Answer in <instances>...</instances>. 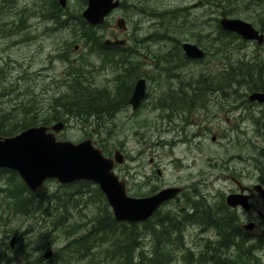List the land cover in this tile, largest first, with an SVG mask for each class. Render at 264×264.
<instances>
[{"label":"rangeland","instance_id":"rangeland-1","mask_svg":"<svg viewBox=\"0 0 264 264\" xmlns=\"http://www.w3.org/2000/svg\"><path fill=\"white\" fill-rule=\"evenodd\" d=\"M120 1V9L115 11L103 26L95 28V33L103 40L112 39L114 36L120 40L128 39L131 45L128 50H135L132 52L137 53L124 58L120 67L122 70L117 67L120 65L113 67L115 64H111L112 60L105 61L102 56L84 47L81 26H79L81 25L79 15L87 9L83 0H68V8L65 11L64 9L60 11L54 0L49 2L48 0H0V118L8 115L15 118L17 114L23 116V108H32L40 115H48L55 98L71 95L73 90L86 84L95 90L105 91L115 100L118 98V93L120 95L122 89L130 85L132 78H136L135 82L139 78H145L149 85L148 96L143 102L141 111L134 112L129 107L112 119L107 117L101 125L95 127L84 125L77 120L65 122L66 129L59 135V139L73 143L92 139L110 158L116 150H120L126 156L127 162L117 167L116 173L128 181L129 192L133 197L139 194H152L153 191L157 193L175 185L184 187L186 189L184 199L165 206L163 213L173 211L175 213L185 199L200 202L197 196L201 195L204 196L205 204L218 205L224 194L228 195L236 190L233 177L242 178L249 185L259 176L260 170L264 169V156L259 155L264 150V136H261L264 135V124L258 126L255 124L257 113L262 108L255 106L251 108V113L243 109L230 113L231 107L225 106L226 108L219 110V100L214 97L213 110L202 126V119L199 120L196 115L201 113H197L199 110L192 107L193 102L188 100L185 103L191 106L181 108V105L178 106L175 101L166 104L163 100L168 99L170 95H173L172 98H175L177 93L180 95V88L187 87L185 84L188 82L198 80L202 76L212 78L231 65L240 66V63L244 62L249 63L251 67V64L255 63L264 65V47L246 42L238 36L234 38L219 34V22L225 13L229 14L228 18L247 21L260 29L264 8L246 6L247 4L241 0ZM56 2L58 4V0ZM120 18L126 20L128 27L127 32L123 34L115 29ZM65 20H68V23H65ZM165 36L171 38L167 40ZM174 39L180 40L182 44L189 42L197 45L206 52V58L199 62L187 59L180 50L181 46ZM171 42H175V45H171ZM165 56L172 59L171 66L168 64L169 58ZM119 72L122 75L125 72L130 73L131 77L126 76L124 84L118 83L116 79ZM182 114L188 120L187 136L178 128L179 122L183 123ZM190 114L195 116L191 117ZM170 119L173 120L172 123H169ZM173 124L175 128H171ZM213 136H216V141L212 140ZM166 145L170 149H167ZM256 155L259 157L258 161L254 160ZM158 170L161 171V175L158 174ZM59 186L61 185L58 182H50L46 189L49 193H54ZM204 189L206 191H203ZM90 192L85 195L80 206L71 210L72 218L84 226V230L76 236L86 234L93 225L91 220L97 213L102 212L101 206H98V202L92 198L93 194ZM210 196L214 198L211 199ZM3 206L6 209V206ZM4 220L5 226L1 227L2 231L13 229L16 232L13 237L23 235V241L16 242L12 248L10 243L13 237L7 238L0 232V249L4 248L7 251V261L12 260L11 263L3 264H93L94 262V264L98 262V264H114L107 254L110 248V243L107 244L108 238H105L104 244L94 249L92 257H86L83 261L72 259L51 261L52 257L47 259L45 255L50 251L54 254L65 246L64 237L69 233L68 231L61 239H54L51 235L45 236L46 233H39V230L28 229L30 224L36 225L34 218L10 216ZM202 231L203 227L199 225L185 228L184 248L180 247L176 250V260L172 264H188L189 253L188 258L184 257L186 250L195 255L192 264H204V262L211 264L209 258L214 254L213 251L205 252L207 246L205 244L218 238L215 230L205 234ZM151 239L149 234L143 233V245L145 247L148 245V248L146 247L148 250L152 247ZM263 243H261L263 252L261 250L256 252V260H259V262L255 260L256 264H264ZM232 258L236 259L234 256ZM246 262L251 263L249 260Z\"/></svg>","mask_w":264,"mask_h":264},{"label":"trees","instance_id":"trees-1","mask_svg":"<svg viewBox=\"0 0 264 264\" xmlns=\"http://www.w3.org/2000/svg\"><path fill=\"white\" fill-rule=\"evenodd\" d=\"M83 1L87 4V0ZM54 2L59 9L60 7L56 0H54ZM241 2L246 3V6L255 5L254 8H264V0H251V2L250 0H241ZM223 16L226 17V14ZM227 17H229V15H227ZM261 18L262 22L259 28L264 34V16H261ZM80 26L85 48L88 46L87 48L91 49L90 51L102 56L105 61L112 60L115 66L122 64L126 57L125 53H123L124 49L119 47H105L103 38L97 36L94 27L88 26L83 20H81ZM219 34L237 38V35L225 33L221 28H219ZM178 44L181 45L182 43L178 42ZM226 60L228 59L226 58ZM168 64L170 66L172 65V59H168ZM240 64V66L231 65L228 69L226 67L212 78H205L202 76L198 80L188 82V84H185L187 87H183V89L182 87L180 88L181 94H176L175 103H178V106L181 105V108H187L190 107L191 104L186 105L187 103L185 102L190 100L193 102L194 106L192 107H194V109H203L206 107V101L202 103H198L197 101L204 100L206 95L208 98L213 89L217 90L218 85L223 84L221 90L226 93L225 98L227 94H231L233 98L235 96L241 99L240 105L248 107V103L250 104L248 100L250 93L264 92V65L262 63H255L252 65L250 62L252 65L251 67L249 63L244 62ZM119 73L120 78H118V76L116 82L118 81L124 84L125 80H122L123 75L121 72ZM135 80V77L132 78L130 85H127L126 89H122V93L115 100L112 95L106 94L104 91L95 90L89 86H81L73 90L71 95L62 96L58 99L55 98L54 105L50 108L48 115L45 114L47 116L38 114L37 111L32 108H23V116L17 114L15 118L10 115L0 118V136L12 137L31 127L50 126L60 121L68 122L77 120L87 126H99L104 119H107V117L108 119L114 118L120 108L123 109L127 106V101L134 88ZM32 110L33 114L31 115ZM104 148L106 147L104 146ZM89 191L93 194L92 198L98 202V206H101L102 212L97 213L93 220H91L93 225L86 234L76 236L77 233L84 230V226L72 218L71 210L81 205L85 195L89 193ZM153 193L155 192L153 191ZM0 194V232L5 237H13L16 233L13 229L7 232L1 229L5 222L4 219L10 216L25 217L27 219L34 218L36 225L30 224L28 229L34 231L39 230V233H46L45 236L51 235L54 239H61V237H64L65 232H69L65 235L66 237H64V240H66L65 246L53 254L51 261H57L59 259H63L62 261L66 259L83 261L86 257H92V255H94V249L99 247L100 244H104L105 238H108L107 244L110 243V248L107 254L110 255L114 264H172L176 260V248H184L183 237L185 228L191 226V224L199 225L200 221V227H203V229L206 227L211 228L216 230L219 235L220 233L224 236L226 235L225 240L232 241L235 237L233 233H229V230L223 227V224H225L224 221L216 222V217L220 219V216H223L225 219L228 218L229 221L230 214H227V212L223 211L220 207L217 209V207H212L210 203L205 204L201 196H198V199L201 200L200 202H195L192 199L188 200L189 209L186 212L181 214L175 212L172 214L170 212L163 213V211L160 210L148 224L130 225L116 222L105 196L100 189L92 183L82 182L73 185H62L59 186V189L54 193H49L46 189L44 195H39L31 192L16 173L9 170H0ZM140 195L143 196V194L136 196ZM3 205L6 206V209ZM175 215L178 216L176 217ZM206 216H208V218ZM191 221L193 222L191 223ZM37 225L38 229H36ZM143 233L149 234L152 239L154 238L152 240V247L149 250L143 245ZM17 238V241H23V235ZM181 242L183 244L180 245ZM225 245L227 246H225L227 252V250H229V244L226 243ZM240 245V243H236V246ZM260 247L259 245V249ZM170 248L173 252L169 250ZM242 248L243 245L240 250H238L240 254L239 256H235L236 258L238 257L235 260L234 258L222 260L223 257L215 253L213 259H211V264H245V257L250 261V252L254 251V246L252 245L245 250H242ZM2 249H0V264L4 262L11 263L12 260L9 259L10 256H8L9 261H7V251L4 248ZM188 253L190 259L188 264H190L191 261L195 259V255L192 254L191 251L186 250V255L184 257L188 258ZM256 261L259 262V260Z\"/></svg>","mask_w":264,"mask_h":264},{"label":"water","instance_id":"water-1","mask_svg":"<svg viewBox=\"0 0 264 264\" xmlns=\"http://www.w3.org/2000/svg\"><path fill=\"white\" fill-rule=\"evenodd\" d=\"M67 7L68 0H58ZM121 6L120 0H88V8L83 13L86 22L98 27L105 24L112 13ZM224 32L236 34L247 42L264 45V34L253 24L238 19L225 17L220 21ZM115 29L120 33L127 30L123 18L117 20ZM126 40H106L108 47H125ZM185 56L191 60H203L205 52L195 44H183ZM146 98V81L138 80L129 103L136 110ZM251 102L264 103V93L255 92L249 96ZM66 124L61 121L53 126L31 127L13 137L0 136V169L16 173L33 193L44 195L47 182L60 185H73L82 182L96 185L104 194L114 219L118 223L138 225L148 222L164 205L176 199L182 188L163 189L149 197H131L127 192V182L117 176L115 169L125 164V157L120 150L113 158L106 157L92 139L79 143L59 140ZM255 191L264 199V188L256 186ZM248 198L231 195L227 198L230 207L242 206L246 210ZM17 238L11 241L14 248ZM50 252L45 255L49 258Z\"/></svg>","mask_w":264,"mask_h":264},{"label":"flooded vegetation","instance_id":"flooded-vegetation-1","mask_svg":"<svg viewBox=\"0 0 264 264\" xmlns=\"http://www.w3.org/2000/svg\"><path fill=\"white\" fill-rule=\"evenodd\" d=\"M66 9H64V10H66ZM59 10L62 11L61 8ZM65 22L68 23V20H65ZM80 22H81V20H80ZM127 30H128V27H127ZM127 30H126V32H127ZM115 37H117V36H114L113 38H115ZM165 38L166 39H170L171 37L165 36ZM125 40H126L127 44L124 47L123 53H125L126 57L132 55L133 53H137V52H132V51H135V50H132V51H129L128 50L131 45H130V42L128 41V39H125ZM174 40L177 43L180 41V40H176V39H174ZM180 46H181L180 47V50L182 49V51H183V47H182L183 44H181ZM259 47H264V46H259ZM205 54H206V52H205ZM206 56H207V54L205 55V58H206ZM199 61L200 60H196V62H199ZM128 75H129L128 73H125L122 76V80L125 79V78L123 79V77H126ZM139 79L147 81L145 78H139ZM222 86H223V84H219L217 90L216 89H213V91L211 93V96H209L207 98V95H206V98L204 100L197 101L198 103H202V102L206 101V104H205L206 107L205 108H203V109H197V111L199 110L197 113H201V115L196 114L197 117H199V120L202 119V126L204 125L205 122H207V119L209 117V114H211V112L213 110V106L215 104L214 97L215 98L217 97L218 100H219L218 101V107L220 108L219 110L226 108L225 106L231 107L232 109H231L230 113H234V112L239 111L241 109L251 111V108H253L255 106L261 107L262 108V111L260 110L259 111V114L257 113V116L255 118V124L258 126L260 123H262V120H264V117H263L264 116V112H263L264 111V104L263 103L250 102L251 104H249L248 107L247 106H242V105H240L241 104V99L240 98H237V97H234V99H232L233 97L231 96V94H229V95L227 94L226 97L229 96L230 98L228 97L226 99L225 98V93L221 90ZM147 87H148V84L146 82V98L144 99L143 102L146 101L147 96H148V92H147L148 88ZM218 91H219V94H218ZM132 94H133V90H132V93H130V97L128 98L127 106L125 107L126 109H129V107H131L133 109V106L129 103V100H130ZM172 96L173 95H170L168 99L163 100L164 103L171 104L172 101L175 100V98H172ZM159 101H161V99H159ZM143 102L141 103V105L136 110L133 109V111L134 112L135 111H138V110L141 111L143 109V106H144L143 105ZM231 102H233V103H231ZM233 105H235V106H233ZM125 108H123L119 112L121 113L122 111L126 110ZM119 112L116 113V116L118 115ZM191 113L193 114L194 112H191ZM192 114H190L191 117L192 116H195V115H192ZM184 116H185L184 114L181 115V118H182L184 124L182 122H179V127L178 128L182 132H184L185 135L187 136V127H188V123L187 122H188V120H187L186 116L185 117ZM190 116H188V117H190ZM258 120H259V122H258ZM172 122H173V120L170 119L169 120V123H172ZM180 124H183V125L180 126ZM262 124H264V123H262ZM171 128H175L174 124L171 125ZM216 139H217L216 136H213V139L212 140L213 141H216ZM259 155L261 157H263L264 156V150H262V152ZM124 157L127 160V158H126L125 155H124ZM252 159H253V157H252ZM258 159L259 158L256 155V158L254 160L258 161ZM226 169L228 170L227 167H226ZM158 174L159 175L162 174L160 170H158ZM258 175L259 176L256 177V179H254L253 182L251 181V184H249V185L244 180H242V178L240 179V178L233 177L232 178V181L234 182V184L236 186V190H233L228 195L224 194L223 197H222V200L223 201H220L219 202V207L223 211H224V208H225V211L226 212L228 210L227 214H230V220L228 222H226L225 224H223V227L225 229H228L229 230V233H233L236 236V237H234V239L232 241L231 240L230 241L225 240L224 242H222V244H221L222 247L220 246L221 247V250L222 249L225 250V244L226 243H229V249H230V250H227L226 253H222V254H219L218 253V255H221L223 257L222 260L232 259V256H234V255L235 256H239L240 252H238V250H240V248L242 247V245H243L242 250H245L246 248L251 247L253 245L254 246V249H253L254 251H251L250 252L251 259H254V260L250 261L251 262L250 264H252V262H255V260H256V257H257L256 252H258L259 245L261 246L260 247V250L262 251V249H263L261 243L264 242V199L261 197V195H259L255 191V187L256 186H262L264 188V169L260 170V173ZM127 184H128V192H129V183H128V181H127ZM172 187H181V186L175 185V186H172ZM181 188L183 190L180 193V195L176 199H174L171 202H169L166 205H164L162 207V209H161L162 211H163V208L165 206L170 205L173 202L180 201L181 199H184V196H185V193H186V189L184 187H181ZM129 194H130V192H129ZM144 195L145 196H143V197L152 196V194H150V193L144 194ZM231 195H241V196L247 197L248 198V200H247L248 209L246 210L242 206L230 207L228 205L227 198L229 196H231ZM201 198L204 199V196L201 195ZM188 200L189 199H185L183 205H179L181 207L178 208V211H176V213H183L184 211L186 212L189 209V203L187 202ZM180 210H182V211H180ZM156 214L153 217H155ZM241 218H243V219H241ZM149 222L150 221H148V222H146L144 224H148ZM144 224H142V225H144ZM209 230L211 231V230H214V229L207 228V227L203 229V231H205V232H209ZM216 234H217V238H222V236L225 237L222 233H220L221 236L218 234V232H216ZM240 237H241V239L239 240ZM252 240H254V241H252ZM238 241H240V242H238ZM236 243H240L241 245L240 246H236ZM210 245L211 244L208 242V244L206 246V248L208 250L205 248V252L212 251V246H210ZM221 250H220V253H221ZM213 257L214 256H211V259H213ZM246 261H247V257H245V264H247Z\"/></svg>","mask_w":264,"mask_h":264},{"label":"bare ground","instance_id":"bare-ground-1","mask_svg":"<svg viewBox=\"0 0 264 264\" xmlns=\"http://www.w3.org/2000/svg\"><path fill=\"white\" fill-rule=\"evenodd\" d=\"M41 1H42V0H41ZM205 1H206V0H205ZM214 1H215V0H214ZM218 1H219V0H218ZM222 1H223V0H222ZM48 2H49V0H48ZM202 2H203V1H202ZM250 2H251V0H250ZM253 2H254V1H253ZM40 3H41V2H40ZM209 4H210V3H209ZM252 4H253V3H252ZM10 5H11V4H10ZM51 5H52V4H51ZM215 5H216V4H215ZM215 5H214V6H215ZM210 6H211V5H210ZM216 6H217V5H216ZM227 6H228V5H227ZM235 6H236V5H235ZM243 6H244V5H243ZM254 6H255V5H254ZM254 6H253V7H254ZM47 7H48V5H47ZM51 7H52V6H51ZM51 7H50V8H51ZM67 7H68V6H67ZM250 7H251V6H250ZM250 7H249V8H250ZM52 8H53V7H52ZM54 8H55V7H54ZM2 9H3V8H2ZM42 9H44V8H42ZM226 9H229V8H226ZM186 10H187V9H186ZM44 11H45V9H44ZM47 11H48V9H47ZM64 11H65V10H64ZM179 11H180V10H179ZM182 11H183V10H182ZM228 11H229V10H228ZM263 11H264V10H263ZM180 12H181V11H180ZM232 12H233V11H232ZM56 13H57V11H56ZM222 13H223V12H222ZM228 13H229V12H228ZM235 13H236V12H235ZM67 14H68V13H67ZM225 14H226V13H225ZM262 14H263V13H262ZM43 15H44V14H43ZM56 15H57V14H56ZM70 15H71V14H70ZM184 15H185V14H184ZM184 15H183V16H184ZM228 15H229V14H228ZM230 15H231V14H230ZM222 16H223V15H222ZM226 16H227V14H226ZM56 17H57V16H56ZM71 17H72V16H71ZM63 18H64V17H63ZM174 18H175V17H174ZM184 19H185V18H184ZM172 20H174V19H172ZM187 20H188V19H187ZM188 21H190V20H188ZM46 22H47V21H46ZM174 22H175V21H174ZM174 22H173V23H174ZM179 22H180V20H179ZM52 23H54V22H52ZM52 23H51V24H52ZM65 23H66V22H65ZM179 24H180V23H179ZM54 25H55V24H54ZM22 26H23V25H22ZM55 26H56V25H55ZM59 26H60V25H59ZM71 26H72V25H71ZM79 26H80V25H79ZM183 26H184V25H183ZM59 28H60V27H59ZM71 28H72V27H71ZM178 28H180V26H179ZM67 29H68V28H67ZM62 30H63V29H62ZM62 30H60V31H62ZM63 31H64V30H63ZM65 31H66V29H65ZM169 33H170V32H169ZM166 34H167V33H166ZM80 35H81V34H80ZM172 35H173V33H172ZM76 36H77V35H76ZM222 36H223V35H222ZM78 37H79V35H78ZM80 37H81V36H80ZM76 38H77V37H76ZM224 38H226V37H224ZM224 38H223V39H224ZM74 39H75V38H74ZM77 39H79V38H77ZM221 39H222V38H221ZM79 40H80V39H79ZM82 40H83V39H82ZM161 40H162V39H161ZM167 40H168V39H167ZM218 40H219V39H218ZM225 40H226V39H225ZM80 41H81V40H80ZM172 41H173V40H172ZM162 42H163V41H162ZM169 42H170V41H169ZM166 43H167V42H166ZM229 43H230V42H229ZM65 44H66V43H65ZM91 44H92V43H91ZM172 44L175 45V42H174V43L171 42V45H172ZM230 44H231V43H230ZM84 45H85V43H84ZM169 45H170V44H169ZM178 45H179V44H178ZM227 45H228V44H227ZM229 46H230V45H229ZM87 47H88V46H87ZM87 47H86V49H87ZM168 47H169V46H168ZM171 47H172V46H171ZM209 47H210V46H209ZM207 48H208V47H207ZM165 49H166V48H165ZM167 49H168V48H167ZM169 49H170V48H169ZM169 49H168V50H169ZM218 49H219V48H218ZM226 49H227V48H226ZM90 50H91V49H90ZM90 50H88V51H90ZM173 50H174V49H173ZM181 50H182V49H181ZM108 51H109V50H108ZM175 51H176V50H175ZM173 52H174V51H173ZM224 52H225V51H224ZM89 53H90V52H89ZM140 53H141V52H140ZM143 54H145V53H143ZM180 54H181V53H180ZM220 54H221V52H220ZM181 55H182V54H181ZM226 55H227V54H226ZM134 56H135V55H134ZM216 56H217V55H216ZM221 56H222V55H220V57H221ZM227 56H228V55H227ZM231 56H232V54H231ZM135 57H136V56H135ZM165 57H166V56H165ZM181 57L183 58L184 56L182 55ZM223 57H224V55H223ZM140 58H141V57H140ZM166 58H167V59H168V58L171 59L169 56L166 57ZM63 59H64V58H63ZM145 59H146V58H145ZM213 59H214V58H213ZM222 59H224V58H222ZM227 59H228V58H227ZM254 59H255V58H254ZM260 59H261V58H260ZM61 60H62V59H61ZM218 60H219V59H218ZM257 60H258V59H257ZM65 61H66V60H65ZM145 61H146V60H145ZM228 61H229V60H228ZM254 61H255V60H254ZM62 62H63V61H62ZM250 62H251V61H250ZM113 63H114V62H113ZM113 63H111V64L113 65ZM125 63H126V62H125ZM217 63H218V62H217ZM219 63H220V62H219ZM225 63H227V62H225ZM225 63H224V64H225ZM239 63H240V62H239ZM126 65H127V64H126ZM222 65H223V64H222ZM236 65H237V64H236ZM252 65H253V64H252ZM114 66H115V65H113V67H114ZM120 66H121V65H120ZM120 66H119V67H120ZM229 66H230V65H229ZM254 66H255V65H254ZM115 67H116V66H115ZM222 67H223V66H222ZM73 68H74V67H73ZM123 68H124V67H123ZM229 68H230V67H229ZM115 69H116V68H115ZM120 69H121V68H120ZM125 69H126V68H125ZM224 69H225V68H224ZM227 69H228V68H227ZM77 70H78V67H77ZM77 70H76V71H77ZM83 70H84V69H83ZM121 70H122V69H121ZM74 71H75V70H74ZM74 71H73V72H74ZM112 71H113V70H112ZM123 71H125V70H123ZM229 71H230V69H229ZM70 72H71V71H70ZM79 72H80V69H79ZM83 72H84V71H83ZM117 72H118V71H117ZM1 73H2V72H1ZM80 73H81V72H80ZM86 73H87V72H86ZM114 73H115V72H114ZM125 73H126V72H125ZM5 74H6V73H5ZM69 74H70V73H69ZM76 74H77V72H76ZM87 74H88V73H87ZM116 74H117V73H116ZM128 74H129V73H128ZM83 75H84V73H83ZM126 75H127V74H126ZM80 76H81V75H80ZM84 76H85V75H84ZM138 76H139V75H138ZM76 77H77V76H76ZM81 77H83V76H81ZM129 77H131L130 74H129ZM129 77H128L127 79H129ZM173 77H174V76H173ZM118 78H120V76H119ZM124 78H125V77H123V79H124ZM217 78H218V77H217ZM77 79H79V78H77ZM127 79H126V80H127ZM175 79H176V78H175ZM213 79H214V78H213ZM83 80H84V79H83ZM120 81H121V80H120ZM83 82H84V81H83ZM85 82L87 83L88 81H85ZM121 82H122V81H121ZM146 82H147V81H146ZM53 83H54V82H53ZM80 83H81V82H80ZM118 83H119V82H118ZM197 83H198V82H197ZM56 84H57V83H56ZM56 84H55V85H56ZM126 84H127V83H126ZM74 85H76V84H74ZM195 85H196V84H195ZM86 86H87V84H86ZM86 86H85V87H86ZM121 86H122V85H121ZM148 86H149V85H148ZM54 87H56V86H54ZM80 87H81V86H80ZM87 87H88V86H87ZM124 87H125V86H124ZM74 88H75V87H74ZM74 88H73V89H74ZM103 88H104V87H103ZM125 88H126V87H125ZM225 88H226V87H225ZM226 89H227V88H226ZM237 89H238V88H237ZM242 90H243V89H242ZM242 90H241V92H242ZM129 91H130V90H129ZM129 91H128V92H129ZM206 91H208V90H206ZM226 91H227V90H226ZM245 91H246V90H245ZM104 92H105V91H104ZM116 92H117V91H116ZM116 92H115V94H116ZM131 93H132V92H131ZM205 93H207V92H205ZM220 93H221V92H220ZM237 93H238V92H237ZM246 93H247V92H246ZM218 94H219V91H218ZM225 94H226V93H225ZM235 94H236V93H235ZM109 95H110V94H109ZM113 95H114V94H113ZM118 95H119V93H118ZM118 95H117V97H118ZM220 95H221V94H220ZM228 95H229V94H228ZM238 95L241 96L240 94H238ZM115 96H116V95H115ZM191 96H192V95H191ZM209 96H211V94H210ZM218 96H219V95H218ZM231 96H232V95H231ZM228 97H229V96H228ZM228 97H226V98H228ZM234 97H235V96H234ZM229 98H230V97H229ZM246 98H247V97H246ZM113 99H114V98H113ZM223 99H224V98H223ZM232 99H234V98H232ZM224 101H225V100H224ZM229 101H230V100H229ZM244 103H245V102H244ZM122 104H123V103H122ZM250 104H251V103H250ZM263 104H264V103H263ZM123 105H124V104H123ZM125 105H126V104H125ZM248 105H249V103H248ZM254 105H255V104H254ZM256 105H257V104H256ZM156 106H157V105H156ZM159 107H160V106H159ZM120 109H121V108H120ZM125 109H126V108H125ZM166 109H167V108H166ZM157 110H158V109H157ZM261 111H262V110H261ZM161 112H162V111H161ZM161 112H160V113H161ZM263 112H264V111H263ZM119 113H120V112H119ZM119 113H118V114H119ZM250 113H251V111H250ZM255 113H256V112H255ZM260 113H261V112H260ZM161 114H162V113H161ZM163 114H164V113H163ZM258 114H259V113H258ZM166 115H167V114H166ZM253 115H254V114H253ZM163 116L165 117V115H163ZM263 117H264V116H263ZM254 118H255V117H254ZM254 118H253V119H254ZM261 118H262V117H261ZM96 119H97V118H96ZM259 119H260V118H259ZM262 119H263V118H262ZM256 122H257V121H256ZM258 122H259V120H258ZM252 123H253V121H252ZM262 123H264V122H262ZM86 124H87V123H86ZM260 124H261V123H260ZM256 126H257V125H256ZM261 127H262V125H261ZM101 128H102V127H101ZM255 128H256V127H255ZM254 130H255V129H254ZM114 131H115V130H114ZM255 132H256V131H255ZM257 132H258V131H257ZM263 132H264V131H263ZM113 133H114V132H113ZM113 133H111V134H113ZM167 134H168V133H167ZM255 134H256V133H255ZM257 135H258V134H257ZM257 135H256V136H257ZM171 136H172V135H171ZM261 136H264V135H261ZM173 137H174V136H173ZM190 138H191V137H190ZM261 138H262V137H261ZM164 139H166V138H164ZM192 139H193V138H192ZM259 139H260V138H259ZM177 140H178V139H177ZM255 140H256V139H255ZM158 141H160V139H159ZM191 141H192V140H190V142H191ZM245 141H246V140H245ZM249 141H250V140H249ZM261 141H262V139H261ZM176 142H177V141H176ZM178 142L181 143V141H178ZM242 142H243V141H242ZM170 143H171V142H170ZM170 143H168V144H170ZM180 143H179V144H180ZM187 143H188V142H187ZM192 143H193V142H192ZM243 143H244V142H243ZM247 143H248V142H247ZM247 143H246V144H247ZM255 143H256V142H255ZM158 144H159V143H158ZM174 144H175V143H174ZM181 144H182V143H181ZM170 145H171V144H170ZM182 145H183V144H182ZM182 145H181V146H182ZM234 145H235V144H234ZM242 145H243V144H242ZM251 145H252V144H251ZM163 146H164V145H163ZM163 146H162V147H163ZM171 146H172V145H171ZM191 146H192V145H191ZM237 146H238V145H237ZM239 146H240V144H239ZM247 146H248V145H247ZM158 147H159V146H158ZM162 147H161V148H162ZM166 147H167V145H166ZM166 147H165V148H166ZM179 147H180V146H179ZM165 148H164V149H165ZM167 149H170V148L167 147ZM167 149H166V150H167ZM173 149H174V148H173ZM195 149H196V148H194V150H195ZM174 150H175V149H174ZM253 150H254V149H253ZM162 151H163V150H162ZM192 151H193V150H192ZM165 152H166V151H165ZM257 153H259V150H258ZM237 158H238V157H237ZM258 158H259V157H258ZM260 158H261V157H260ZM238 159H239V158H238ZM261 159H262V158H261ZM174 160H175V159H174ZM253 161H254V160H253ZM261 161H262V160H261ZM191 162H192V161H191ZM189 163H190V162H189ZM179 164H180V163H179ZM186 164H187V163H186ZM190 164H191V163H190ZM227 164H228V163H227ZM190 166H192V165H190ZM255 166H256V165H255ZM260 166H261V165H260ZM262 166H263V165H262ZM184 167H185V166H184ZM188 167H189V166H188ZM257 168H258V167H257ZM263 168H264V167H263ZM189 180H190V179H189ZM201 181H202V180H201ZM204 182H205V181H204ZM197 184H198V183H197ZM202 184H203V183H202ZM193 185H194V183H193ZM9 186H10V185H9ZM199 187H200V186H199ZM203 187H204V186H203ZM190 189H191V188H190ZM201 189H202V188H201ZM201 189H200V190H201ZM192 190H193V189H192ZM192 190H191V192H192ZM194 190H195V189H194ZM203 191H206V190L204 189ZM187 192H188V191H187ZM208 192H209V191H208ZM188 193H189V192H188ZM209 193H210V192H209ZM209 193H208V195H209ZM189 194H190V193H189ZM193 194H194V193H193ZM194 195H195V194H194ZM211 195H212V194H211ZM196 196H197V195H196ZM205 196H206V195H205ZM197 197H198V196H197ZM212 197H213V196H212ZM212 197L210 196L211 199H212ZM217 197H218V196H217ZM222 197H223V196H222ZM222 197H221V198H222ZM208 198H209V196H208ZM213 198H214V197H213ZM218 199H219V201H220V198H218ZM203 200H204V199H203ZM216 200H217V198H216ZM222 201H223V200H222ZM204 202H205V201H204ZM209 202H210V201H209ZM213 202H214V200H213ZM215 202H217V201H215ZM68 204H69V203H68ZM192 204H193V203H192ZM172 205H174V204H172ZM178 205H179V203H178ZM190 206H191V205H190ZM206 206H207V205H206ZM211 206L214 207V208L217 207V209H218L219 204H218V205H211ZM193 207H194V206H193ZM193 207H192V208H193ZM200 207H201V206H200ZM174 208H175V207H174ZM171 209H172V208H171ZM175 209H176V208H175ZM190 209H191V208H190ZM177 210H178V209H177ZM193 210H194V209H193ZM169 211H170V210H169ZM180 211H182V210H180ZM190 211H192V210H190ZM224 211H225V208H224ZM184 212H185V211H184ZM203 212H204V211H203ZM216 212H217V211H216ZM227 212H228V210H227ZM172 213H174V211H173ZM180 214H181V213H180ZM184 214H186V213H184ZM200 214H201V213H200ZM206 214H207V213H206ZM206 214H205V215H206ZM214 214H215V212H214ZM214 214H213V215H214ZM216 214H217V213H216ZM209 215H211V214H209ZM209 215H208V216H209ZM159 216H160V215H159ZM159 216H158V218H159ZM175 216H176V215H175ZM177 216H178V215H177ZM177 216H176V217H177ZM208 216H206V217L208 218ZM179 217H180V216H179ZM183 217H184V215H183ZM201 217H202V216H201ZM206 217H205V218H206ZM158 218H157V219H158ZM162 218H163V216H162ZM181 218H182V217H181ZM174 220H175V219H174ZM185 220H186V219H185ZM185 220H183V221H185ZM206 220H207V219H206ZM167 221H168V220H167ZM169 221H170V220H169ZM193 221H194V220H193ZM193 221H191V223H192ZM217 221H224V222L226 223V222H228V218L225 219L223 216H220V219H219V217H218V218L216 217V222H217ZM157 222H158V221H157ZM171 222H172V221H171ZM185 222H186V221H185ZM196 222H197V221H196ZM200 222H201V221H200ZM200 222H199V225H200ZM169 223H170V222H169ZM174 223H175V222H174ZM204 223H205V222H204ZM156 224H157V223H156ZM170 224H171V223H170ZM178 224H179V223H178ZM159 225H160V224H159ZM191 225H192V224H191ZM196 225H197V224H196ZM180 226H181V225H180ZM184 226H185V225H184ZM202 226H203V225H202ZM178 227H179V226H178ZM197 227H198V226H197ZM197 227H195V228H197ZM211 227H212V226H211ZM154 228H155V227H154ZM193 228H194V227H193ZM193 228H192V229H193ZM198 229H199V228H198ZM198 229H197V231H198ZM201 229H202V228H201ZM160 231H161V230H160ZM209 231H210V230H209ZM213 231H214V230H213ZM221 231H222V230H221ZM155 232H156V231H155ZM188 232H189V231H188ZM202 232H203V231H202ZM202 232H201V233H202ZM204 232H205V231H204ZM184 233H186V232H184ZM197 233L199 234L200 232H197ZM213 233H214V232H213ZM213 233H212V234H213ZM151 234H152V233H151ZM160 234H161V232H160ZM198 234H197V235H198ZM204 234H205V233H204ZM225 234H226V233H225ZM237 235H238V234H237ZM156 236H157V235H156ZM180 236H181V235H180ZM180 236H179V237H180ZM202 236H203V235H202ZM216 236H217V234H216ZM225 236H226V235H225ZM213 237H214V236H213ZM235 237H236V236H235ZM151 238H152V237H151ZM160 238H161V236H160ZM173 238H174V237H173ZM177 238H178V237H177ZM180 238H181V237H180ZM229 238H230V237H229ZM247 238H248V237H247ZM253 238H254V237H253ZM153 239H154V238H153ZM153 239H151L150 241L152 242ZM162 239H164V238H162ZM162 239H161V241H162ZM227 239H228V238H227ZM240 239H241V237L239 238V240H240ZM169 240H171V239H169ZM175 240H176V239H175ZM163 241H164V240H163ZM201 241H202V240H201ZM224 241H225V237H223V236H222V238H218V239L216 240V242H215V241H209V243L211 244L210 246H212L213 254H215V253H219V254L226 253V250H224V249L221 250V247H222V246L220 247V245L222 244L221 242H224ZM252 241H254V240H252ZM151 242H150V243H151ZM185 242H186V241H185ZM233 242H234V241H233ZM238 242H240V241H238ZM152 243H153V242H152ZM162 243H163V242H162ZM168 243H169V242H168ZM168 243H167V244H168ZM173 244H174V243H173ZM176 244H177V243H176ZM181 244H183V243L181 242L180 245H181ZM203 244H205V243H203ZM207 244H208V243H207ZM207 244H205V245H207ZM227 244H229V243H227ZM231 244H232V243H231ZM263 244H264V243H263ZM105 246H106V245H105ZM142 246H143V245H142ZM147 246H148V245H147ZM147 246H146V247H147ZM150 246H152V245H150ZM177 246H178V245H177ZM225 246H226V245H225ZM262 246H263V245H262ZM49 247H50V246H49ZM170 247H171V246H170ZM175 247H176V246H175ZM226 247H227V246H226ZM51 248H52V247H51ZM105 248H106V247H105ZM147 248H148V247H147ZM147 248H146V249H147ZM176 249H178V248H176ZM176 249H175V250H176ZM202 249H203V248H202ZM206 249H207V248H206ZM231 249H232V248H231ZM151 250H152V249H151ZM166 250H168V249H166ZM169 250H171V248H170ZM178 250H179V249H178ZM207 250H208V249H207ZM220 250H221V253H220ZM229 250H230V249H229ZM259 250H260V249H259ZM147 251H148V250H147ZM171 251H172V250H171ZM148 252H149V251H148ZM172 252H173V251H172ZM175 252H176V251H175ZM255 252H256V251H255ZM258 252H259V251H258ZM262 252H263V251H262ZM256 254H257V253H256ZM60 256H61V255H60ZM219 256H220V255H219ZM206 257H207V256H206ZM206 257H204V258H206ZM225 257H226V256H225ZM234 257H235V255H234ZM52 258H53V257H52ZM58 258H59V257H58ZM58 258H57V259H58ZM237 258H238V257H237ZM237 258H236V259H237ZM202 259H203V258H202ZM209 259L211 260V258H209ZM263 259H264V258H263ZM234 260H235V258H234ZM252 260H254V259H250V261H252ZM109 261H110V260H109ZM92 262H93V261H92ZM187 262H188V260H187ZM201 262H202V260H201ZM213 262H214V261H213ZM94 263H95V262H94ZM94 263H93V264H94ZM98 263H99V262H98ZM98 263H97V264H98ZM210 263H211V262H210ZM218 263H219V262H218ZM252 263H254V262H252ZM260 263H261V262H260ZM107 264H108V263H107ZM190 264H192V263H190ZM204 264H205V262H204ZM206 264H207V262H206ZM255 264H256V262H255Z\"/></svg>","mask_w":264,"mask_h":264},{"label":"clouds","instance_id":"clouds-1","mask_svg":"<svg viewBox=\"0 0 264 264\" xmlns=\"http://www.w3.org/2000/svg\"><path fill=\"white\" fill-rule=\"evenodd\" d=\"M241 219H243V218H241Z\"/></svg>","mask_w":264,"mask_h":264}]
</instances>
